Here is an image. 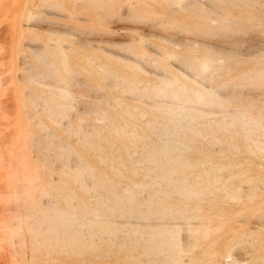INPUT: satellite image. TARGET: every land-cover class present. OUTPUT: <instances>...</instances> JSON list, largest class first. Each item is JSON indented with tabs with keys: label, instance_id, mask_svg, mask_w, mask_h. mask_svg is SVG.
I'll return each mask as SVG.
<instances>
[{
	"label": "rangeland",
	"instance_id": "obj_1",
	"mask_svg": "<svg viewBox=\"0 0 264 264\" xmlns=\"http://www.w3.org/2000/svg\"><path fill=\"white\" fill-rule=\"evenodd\" d=\"M261 47L264 0H0V264L127 263V255L137 254L143 239L130 238V229L126 240L117 243L118 235L126 234L132 222H147L149 218L154 223L162 219L172 222L163 228L166 253L151 252L157 262L169 253L167 256L175 258L173 264H264V53L256 59L250 55ZM212 54L215 59L210 58ZM28 68H33L32 74ZM184 70L202 71L204 84L228 93L211 96L209 102L199 105L204 110L202 117L210 123L207 128L197 125L195 136L185 133L189 137L184 143L191 146L183 149V166L191 161L185 169L193 171L189 176L196 177V185L203 190L189 200L184 197L183 217L174 211L169 218L166 210L156 211L152 204L139 206L135 214L132 210L123 212L125 207H121L110 216L111 222H105L112 231L101 230L102 222L92 223L85 217L84 204L79 201L93 204L94 193H81L76 186L77 207L73 208L65 203L66 191L57 193L48 188L68 178L63 174L62 149L54 144L71 146L73 150L65 154L69 164L75 163L78 151L95 167L119 177L109 171L108 157L120 154L119 159L125 160L122 166H127L128 154L139 160L140 150L126 148L123 143L127 141L106 120L125 116L119 105L122 101L127 110L134 111V118L129 119L144 122L150 118L148 113L155 111L149 101L159 98L153 96L149 84ZM184 83L195 85L188 80ZM136 90L142 92L140 97ZM137 108L144 113L138 114ZM101 109L112 117H104ZM239 110H251L247 113L257 121L256 126H250L252 130H242L236 122L218 123L220 111L229 113L226 119H233L232 113ZM133 128L149 133L143 123ZM93 140L100 146L92 149L88 142ZM102 152L107 156L100 158L97 154ZM205 167L209 170L201 172ZM169 196L176 197L174 192ZM47 207H52V212L68 209L78 217L70 228L74 230L72 223L75 229L80 227L79 240L66 245L62 234L47 233L52 236L46 235L48 238L42 227L36 230L40 237L35 234L34 226L52 214ZM142 210L148 211L149 218L140 214ZM130 212L136 215L134 221ZM87 225L91 231L99 228V233L89 232ZM105 236L113 238L109 247L101 246L100 238ZM54 237L57 243L52 241ZM90 238L93 242L87 244ZM81 240V248L73 245ZM47 243L48 247H43ZM229 258L236 261L228 262Z\"/></svg>",
	"mask_w": 264,
	"mask_h": 264
},
{
	"label": "bare ground",
	"instance_id": "obj_2",
	"mask_svg": "<svg viewBox=\"0 0 264 264\" xmlns=\"http://www.w3.org/2000/svg\"><path fill=\"white\" fill-rule=\"evenodd\" d=\"M214 52H215V50H214ZM250 52H252V53H250V55H252L254 57V59H256L258 56H260V55H262L264 53V47H261L258 50L250 51ZM242 53H244V52H242ZM204 56H208L207 52H204ZM210 58H214L213 54L210 55ZM201 61H203L205 63L207 60L205 58H203V59H201ZM31 67H33V66H31ZM29 69L30 68H28V71H29ZM32 70H33V68H31L29 73L32 72ZM201 72L202 71L197 70L196 72L188 73V72H186L184 70V73H179L180 77L183 76L181 79L184 78V80H188L189 82L194 83L195 84L194 86L186 85L184 83V80L182 81L178 77L179 75H176V74L166 75L165 77L158 78V79L155 80V82L150 83L149 85L151 86L150 87L151 88V93L153 94V96H155V95L159 96V98L156 99V100L149 101L150 106L154 107L155 111L148 113V115H150V118H148L146 120H145L144 116H142L144 118V122L141 119H140L141 121H138V122H136L135 120L129 119V117H131V115L134 113V111L132 113L129 110H127L125 108L126 106L124 104H122V103H124L122 101L119 103V105L122 107V109L124 111L123 113H125V116H122L117 121H114V120H116L114 116H113V120H109V121H107L104 118L106 120L105 123L108 126H112L113 127L112 129L117 132L116 134H118L122 139L124 138V140L127 141L126 144L123 143V145L126 148L131 149V148L135 147V148H138L140 150L138 155H140L141 158L139 160L133 158L132 155H129L130 153L128 154V158L126 159V161H128V165L127 166H122V165H124V161L125 160L123 161V160H121V158L119 159L120 154H117V153L114 154V152H113V154H114L113 157L112 156H111L112 158L108 157L107 160L111 161L110 162L111 164L109 166V169H110L109 171L118 174L117 176H119V177L114 178L110 174H108L109 172L105 171V169H101V167L100 168L95 167L94 165L89 163L86 159H84L83 156H81V154L78 153V151L77 152L75 151L76 152V158H77V159L75 158L76 159V161H74L75 163L74 164H69L66 161V159H65V157H66L65 154H68V152L73 150L71 148V146L65 145V144L63 145V144H60V143L56 145V144L53 143L55 146H59L62 149V152H60V153L62 155L61 157H63V159H61V160H63V164H64L63 174L66 177H68V178L62 180L61 177H63V176H61L60 178H58V179H61L60 183L52 184L48 188L53 189L52 192H54V190H55V192H57V193H61L63 191H66V194L64 193L65 196H66L65 197L66 201L64 200V196L62 194V196H63L62 202L64 200L66 205H68V207L72 206L73 208H74L73 205H76L75 199H77L75 191H74L75 190L74 188L76 186L80 189V191L84 190V191H86V193L87 192L94 193V197L92 196L93 200H94L93 204H91L89 202L86 203L85 201L81 200V198H79V197L78 198H79V201H81V203L84 204L83 205L84 206V211L86 212L84 214V215H86L85 217H87V218L89 217L90 220H93L92 223H95L94 221L102 222V224L99 223L100 224V229L104 230V231H107V232L108 231H112V228H110L109 224L106 225V223L107 222H111L110 216L113 215L114 212H116V210H120L121 207H125L123 212H126L127 210H130V211L132 210L134 212L133 214H135V213H138V211H139L138 207L139 206H143V207L147 208V206L152 204V205H154L156 207V209H155L156 211L159 208H161L163 210H166L167 211V215L166 216H168L169 214H172L174 211H177L179 213L180 217H183V211L186 210V209H183V205L185 206V203L183 202L184 197H185L186 200H189L192 196L198 195L203 190L202 186H197L196 185L197 182L194 181L196 177L189 176V174L193 173V171L191 169H185L186 166L189 165L191 161L188 164L185 163L186 166L185 165L183 166V149L186 148V147L188 148L189 146H191L190 145L191 143L189 145L184 143V141L187 140L188 137H189V136H186L185 133L188 132L189 134H193L195 136L194 131L198 130L197 125H203L204 127L206 125L208 126L210 123H208L207 119H204L202 117V114H203L202 111H204V110L201 111L199 105L201 103H204V102H209V97H211V96H216V95H220L222 93H226L225 91H222L220 89H216V88L210 87L209 84H204L203 83L204 75H202ZM30 74H32V73H30ZM120 78H121V76H120ZM122 83H124V82H122ZM126 87H129V86L127 85ZM141 87H139V88H141ZM131 89H133V87H131ZM147 91H149V90H147ZM131 93L133 94V90H131ZM135 94H137L138 97H140L139 95H142V92H137V90H136ZM227 94L228 93H226V95ZM65 95L66 94H62V96H65ZM222 95L225 96V94H222ZM164 97H166V98H164ZM118 100L120 101V99H118ZM223 100H225V99H223ZM137 101H139V100H137ZM212 105H214V104H212ZM57 106L60 107V106H63V105L61 103H58ZM92 108L93 107H91V109ZM133 108H136V107H133ZM137 109H138V111H137L138 114L144 113L143 111L139 110V108H137ZM113 111H114V109H113ZM250 111L247 110L246 112H244L243 110H239V112H237V111L233 112L232 113L233 119H226L227 116L225 117V115H227L229 113L220 111L221 113L219 114V116L222 119H219L218 123L221 124V125H231V124H233V122H236V124L241 126L242 130H245V131L252 130L250 128V126H252V127L256 126L257 125V121L253 117L250 116L251 113L250 114L247 113V112H250ZM57 113H59V112H57ZM101 114L104 117H107L109 119L112 117V114L110 112H108V111H105L104 109H101ZM139 116H141V115H139ZM201 117L203 119H201ZM131 118H134V117H131ZM135 118H136V116H135ZM139 123L140 124L143 123V125H145L147 127V129L149 131L148 134L140 133L139 131H136L137 130L136 128H133L135 125L138 126ZM130 126H132V127H130ZM207 126H206V128H207ZM211 126H212V124H211ZM224 129H225V127H224ZM219 130L221 131L220 128H219ZM210 131H212V130H210ZM246 134H248V133H246ZM83 135L85 136L87 134L84 133ZM241 136H243V135H241ZM96 137L97 136H95V138ZM51 140H53V139H51ZM206 142H207V140H206ZM243 144H247V143L244 142ZM88 145L91 146L92 149H93V147L97 148V147L100 146L94 140L93 141H89ZM111 145L115 146L113 143ZM232 145L233 144H229L228 146H232ZM86 146H87V144H86ZM210 146H212V145H210ZM216 146H217V144H216ZM253 146H252V148H253ZM196 147H198V146H196ZM196 147L193 146V149H195ZM187 148H186V150H187ZM249 148L250 147H248V149ZM57 149H58V147H57ZM109 149H112V148L109 147ZM243 149L248 150L246 146H243ZM260 149H262V148H260ZM189 150H191V148ZM201 150H202V148H201ZM234 150H235V148H234ZM97 152H99V151H97ZM247 152L249 153L250 151H247ZM58 154H59V152H58ZM99 154H100V158L107 156L106 153H103V152L102 153H98L97 155H99ZM109 154H110V152H109ZM88 155H90V154H88ZM252 155H253V153H251L250 156H252ZM122 156H123V154H122ZM45 157L47 158V156H45ZM85 157H86V155H85ZM114 157H115V159H114ZM44 158H43V160L46 159V158L45 159ZM49 158L50 157L48 155V160H49ZM100 158H99V161H100ZM71 162H72V160H71ZM102 162H104V160H102ZM184 162H186V161H184ZM51 163H52V161H51ZM118 164H119V166H118ZM101 165L106 166V163L105 164H101ZM98 166H100V165H98ZM194 167H195V165H194ZM45 168H46V166H45ZM60 168H62V166ZM58 170H61V169H58ZM208 170H209V168L206 169V167H205V169H202L201 172H206ZM211 171H212V169H211ZM45 172H47V170L44 169V173ZM59 172H61V171H59ZM35 173H34V175H35ZM46 174H48V173H46ZM216 176H217V174L215 175V177ZM122 178H123V181L120 180ZM216 179H218V178H215V181H216ZM208 181L206 180V182H208ZM211 182H213V181H211ZM35 186H37V184ZM205 186H206V184H205ZM218 186H217V188H218ZM208 188H210V187H208ZM137 190H140V191L142 190V192L144 190V192L143 193L142 192H137ZM43 191L45 192V190L42 189V193H43ZM84 191H83V193L85 194ZM173 192L175 193L176 197H170L169 196ZM233 192H234V194L236 193L235 195L237 197L238 193L235 190ZM81 193H82V191H81ZM206 193H208V192H206ZM218 194H221V193H218ZM59 196H60V194H59ZM204 197L205 196H203V198ZM208 198H206V199H208ZM226 199H229V198L227 197ZM204 200H205V198H204ZM29 201H30V199H29ZM49 201H51V198H50ZM52 201H53V199H52ZM210 201H211V199H210ZM212 201H214V200H212ZM203 202L204 201L202 200L201 203L203 204ZM32 204H33V202H32ZM53 204H55V203H53ZM48 205L49 204H47V206ZM131 206H132V208H130ZM189 206H191V205H189ZM193 206L194 205H192V207ZM198 206H200V205H198ZM37 207L39 208V206H37ZM76 207H77V205H76ZM47 208L50 209L49 212H52L51 211L52 207H47ZM197 209H200V208H196V210ZM140 210H141V208H140ZM37 211L40 212V208ZM71 211H73V210H71ZM47 212H48V210H47ZM194 212H196V211H194ZM39 214H42V213H39ZM49 214L51 216L48 215L49 218L46 217L47 218L46 222L44 220L42 222V224H41L40 221L43 220V219H41L39 221L40 224H37V225L34 226L36 235L38 234L37 233L38 231H36V230L37 229L40 230V227H42L41 228V232L43 230L46 232L45 235H44V233H42V235L46 236V235L51 234V235L55 236L54 234H58V235L62 234L63 236H60L63 239L62 243L65 242L66 245H69V244L73 243V241H74L73 239L79 240L80 237H79V233L78 232L80 231V227L75 229V226L72 223V227H74V230H72L70 228L71 227V222L72 221L75 222V221L78 220L77 216H76L77 218L73 217L72 212H70L68 209H61V208L58 209V210H54V212H52V214L51 213H49ZM140 214L141 215H145L146 217L148 216V218H149L148 211H146V210L140 211ZM35 215H36V213L33 216H35ZM131 215H132V213H131ZM131 215L129 216L130 220L132 218V221H134L133 220V216H136V215H132V217H131ZM155 215H157V214H155ZM193 215H194V213H193ZM115 216L117 217V215H115ZM153 216H154V214H153ZM194 216H196V215H194ZM38 217H36V218H38ZM44 217H45V214H44ZM33 218L35 219V217H33ZM142 218H143V216L140 217V219H142ZM150 219L151 218H149V220ZM154 219H156V218L154 217ZM187 219H189V218H187ZM36 220H38V219H36ZM80 220H81V218H80ZM149 220H147V222L142 221V223L139 222L140 220L139 221H137V220L135 221V222H139V223H133L132 221H130V222H132V224L129 225L131 228H126L125 230H127V233L125 232L126 234H123L122 236H120L121 234H119L121 232V230L119 228V230H118L119 231V233H118L119 237L117 238V241H116L117 243H122L124 240H126L124 238H126V236L129 235L128 230H130V229L132 231V233L129 235L130 238H133L134 240H138L139 238L143 239V242L140 245L141 249H139L138 253L137 254H129V255H127V258H129V261L127 263L123 262L122 264H173V263H171V261L174 260L175 258L173 259L171 256H167L169 254L168 253L169 251H167V253H168L167 255L164 254L160 258L159 262H157L152 257L153 253H151L152 251L153 252H155V251H157V252L158 251H164V253H166V249L162 246V244L166 241V239L163 236L164 235V233H163L164 229L163 228L165 226L171 224L172 222L169 223L168 219H165V220L162 219V221L159 220V222H155L154 223L153 220L151 219L152 222H153L152 223ZM195 220H196V218H195ZM117 221H118V219H117ZM169 221H170V219H169ZM87 222H88V220H87ZM115 223H116V221H115ZM178 223H181V221L178 222ZM189 223H190V221H189ZM99 224H96V226L99 225ZM93 225L95 226V224H93ZM131 225H134V226H131ZM80 226H81V224H80ZM124 226H126V225H124ZM88 228H89V226L87 227V229ZM90 228L88 229V231L90 230ZM121 228H123V227H121ZM98 229H93L92 231L91 230L90 231L93 232V234H94V232L95 233L97 232V234H98L99 233ZM189 229H190V227H189ZM134 230L135 231L138 230V233L134 234L133 233ZM173 231H174V228H173ZM191 231H192V229H191ZM193 231L192 232L194 234L197 233V230L196 231L193 230ZM47 233H49V234H47ZM42 235H41V238H42ZM51 235H49V236L52 237ZM175 236H176V234H175ZM38 237H40V232L38 234ZM46 237H48V236H46ZM105 237H107V236H105ZM61 238H59V240ZM54 240H55V237H54V239L52 241H54ZM82 240L78 241V242L76 241V243H74L73 245L80 247L81 243L84 242ZM88 240L89 241H88L87 244H91L93 242V240H91V238L88 239ZM100 240H101L100 242H101V246L102 247H103V244H105L106 246L109 247L111 245V243L113 242V238L112 237H107L105 239H103V237H102V238H100ZM43 241L44 240L40 241V242H42L41 243L42 245L44 244ZM47 241H48V239H47ZM54 242L57 243V241H54ZM49 243H47V245H44L43 247H46V246L48 247ZM166 244H168L167 241H166ZM83 245H85V243H83ZM52 246H54V245L52 244ZM71 246L69 248H73V246L72 247ZM93 247H95L94 244L92 245V249H93ZM134 247H135V245H134ZM53 248H51V249H53ZM61 248H63V247L61 246ZM76 248H78V247H76ZM105 249H106V247H105ZM92 251H94V250H92ZM95 251H97V250H95ZM109 252H110V250H109ZM109 254L110 253H108V255ZM101 255H103V254H101ZM141 255H143V256L144 255L145 256L150 255L151 257H149V256L143 257ZM110 256H111V254H110ZM101 259H102V257H101ZM227 261L228 262H231V261L235 262L236 259L235 258H232V259L229 258ZM178 263H179V261H178ZM115 264H116V262H115Z\"/></svg>",
	"mask_w": 264,
	"mask_h": 264
}]
</instances>
